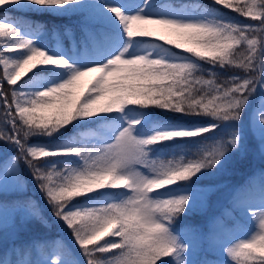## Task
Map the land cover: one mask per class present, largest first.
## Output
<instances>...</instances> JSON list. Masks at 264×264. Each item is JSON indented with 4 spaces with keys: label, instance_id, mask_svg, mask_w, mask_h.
<instances>
[{
    "label": "snow or ice",
    "instance_id": "1",
    "mask_svg": "<svg viewBox=\"0 0 264 264\" xmlns=\"http://www.w3.org/2000/svg\"><path fill=\"white\" fill-rule=\"evenodd\" d=\"M0 38V264H264V168L202 183L264 164V0H0Z\"/></svg>",
    "mask_w": 264,
    "mask_h": 264
},
{
    "label": "trees",
    "instance_id": "2",
    "mask_svg": "<svg viewBox=\"0 0 264 264\" xmlns=\"http://www.w3.org/2000/svg\"><path fill=\"white\" fill-rule=\"evenodd\" d=\"M161 3H174L175 0H160ZM201 3H208V0H199ZM222 12L223 15L227 16L230 19L238 20L242 23L250 22L247 18L240 17L238 14L232 13L230 10L218 9ZM39 22L45 23L48 25V28L51 29L53 26L60 28L61 31L64 30L65 27L72 28L75 34L76 39L80 38V30H79V21L76 17H66V18H51V17H40L38 18ZM44 39L48 42L49 46H51L54 41L52 39L51 33H47L44 36ZM64 44L66 47L71 46V40L67 37L64 38ZM230 73H224V76L229 75ZM31 142H48L47 138H32ZM261 168H264V164L259 160V158H251L248 160H234L228 165V168L225 172L220 173L219 175L213 177L211 180L205 179L202 183H218L226 185L227 189L234 188L238 185H241L250 175L258 173ZM221 201H223V197H219ZM196 219H199L197 217ZM244 223L248 224L247 216L244 217ZM225 224L229 229H231L232 234L236 235L240 231L239 224H233L231 217H225ZM48 234L52 237H56L57 239H62L64 241H68V235L66 232H60L57 228L51 227L48 230Z\"/></svg>",
    "mask_w": 264,
    "mask_h": 264
},
{
    "label": "rangeland",
    "instance_id": "3",
    "mask_svg": "<svg viewBox=\"0 0 264 264\" xmlns=\"http://www.w3.org/2000/svg\"><path fill=\"white\" fill-rule=\"evenodd\" d=\"M114 2H115V0H114ZM0 40H2V38H0ZM238 233H239V234H244V233H241L240 231H239ZM238 233H237V234H238Z\"/></svg>",
    "mask_w": 264,
    "mask_h": 264
}]
</instances>
